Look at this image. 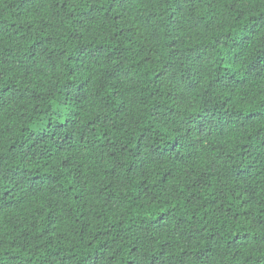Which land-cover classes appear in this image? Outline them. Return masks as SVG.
I'll use <instances>...</instances> for the list:
<instances>
[{
	"label": "trees",
	"instance_id": "obj_1",
	"mask_svg": "<svg viewBox=\"0 0 264 264\" xmlns=\"http://www.w3.org/2000/svg\"><path fill=\"white\" fill-rule=\"evenodd\" d=\"M0 264H264V0H0Z\"/></svg>",
	"mask_w": 264,
	"mask_h": 264
}]
</instances>
